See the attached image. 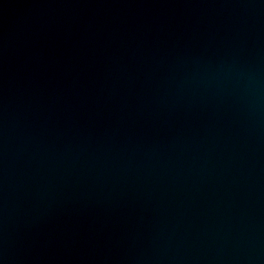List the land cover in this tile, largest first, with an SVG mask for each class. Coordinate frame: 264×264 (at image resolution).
<instances>
[{
	"label": "water",
	"instance_id": "obj_1",
	"mask_svg": "<svg viewBox=\"0 0 264 264\" xmlns=\"http://www.w3.org/2000/svg\"><path fill=\"white\" fill-rule=\"evenodd\" d=\"M0 264H264V0H0Z\"/></svg>",
	"mask_w": 264,
	"mask_h": 264
}]
</instances>
